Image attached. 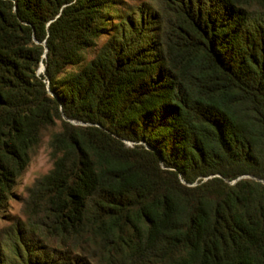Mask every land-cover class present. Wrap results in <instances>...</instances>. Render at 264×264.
<instances>
[{"label": "trees", "instance_id": "16d2710c", "mask_svg": "<svg viewBox=\"0 0 264 264\" xmlns=\"http://www.w3.org/2000/svg\"><path fill=\"white\" fill-rule=\"evenodd\" d=\"M154 1L0 0V264H264V0Z\"/></svg>", "mask_w": 264, "mask_h": 264}, {"label": "rangeland", "instance_id": "374dc122", "mask_svg": "<svg viewBox=\"0 0 264 264\" xmlns=\"http://www.w3.org/2000/svg\"><path fill=\"white\" fill-rule=\"evenodd\" d=\"M126 10L136 6L140 10L153 12L154 0H123ZM150 9V10H149ZM53 168L51 156L50 138L46 137L36 153L33 155L29 167L20 177L18 184L9 200L8 207L0 219V228L6 226L13 219L24 220V207L28 198L29 190L38 180L46 176Z\"/></svg>", "mask_w": 264, "mask_h": 264}, {"label": "water", "instance_id": "95a60500", "mask_svg": "<svg viewBox=\"0 0 264 264\" xmlns=\"http://www.w3.org/2000/svg\"><path fill=\"white\" fill-rule=\"evenodd\" d=\"M47 50H48V49H47ZM42 65H43V68H42V66H41V68H40V70H39L40 73H42V72L45 71V64H42Z\"/></svg>", "mask_w": 264, "mask_h": 264}, {"label": "bare ground", "instance_id": "6f19581e", "mask_svg": "<svg viewBox=\"0 0 264 264\" xmlns=\"http://www.w3.org/2000/svg\"><path fill=\"white\" fill-rule=\"evenodd\" d=\"M42 68H43V65H42Z\"/></svg>", "mask_w": 264, "mask_h": 264}]
</instances>
